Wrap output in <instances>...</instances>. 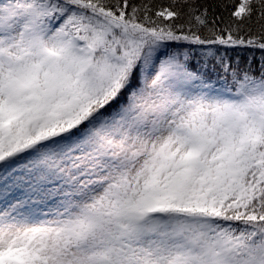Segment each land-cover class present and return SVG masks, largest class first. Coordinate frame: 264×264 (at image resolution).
I'll return each instance as SVG.
<instances>
[{
    "label": "snow or ice",
    "instance_id": "1",
    "mask_svg": "<svg viewBox=\"0 0 264 264\" xmlns=\"http://www.w3.org/2000/svg\"><path fill=\"white\" fill-rule=\"evenodd\" d=\"M0 264H264V0H0Z\"/></svg>",
    "mask_w": 264,
    "mask_h": 264
}]
</instances>
